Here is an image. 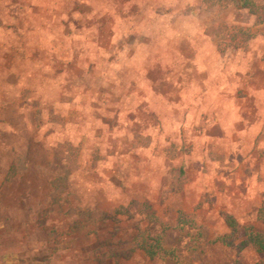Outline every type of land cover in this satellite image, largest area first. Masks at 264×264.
Wrapping results in <instances>:
<instances>
[{
    "label": "rangeland",
    "instance_id": "obj_1",
    "mask_svg": "<svg viewBox=\"0 0 264 264\" xmlns=\"http://www.w3.org/2000/svg\"><path fill=\"white\" fill-rule=\"evenodd\" d=\"M247 1L0 0V264H264Z\"/></svg>",
    "mask_w": 264,
    "mask_h": 264
},
{
    "label": "trees",
    "instance_id": "obj_2",
    "mask_svg": "<svg viewBox=\"0 0 264 264\" xmlns=\"http://www.w3.org/2000/svg\"><path fill=\"white\" fill-rule=\"evenodd\" d=\"M248 5H251L249 0L247 2H245V7L248 6ZM245 36L246 37H238L237 33H235L233 35V38H232L233 45H235L237 47H247L249 40H251V38L253 37V34H248V35H245ZM68 145H69V147L71 146V144H68ZM174 155L175 154H173V153H169L168 154V156L171 157V158H174L175 157ZM170 174H171V181H170L169 187L167 188L168 189L167 191L168 192L178 193L184 187V183H185V168L182 167V166L173 167L170 170ZM60 180H62L61 182L66 181V179H64L63 176H61L60 178L56 179V181H60ZM59 185H60V183L59 184L57 183V186H55L54 188L55 189L58 188ZM55 202H57V200ZM257 219H258V221L264 223V205L258 209ZM228 221L231 223V225L235 224L234 220H232L230 218H228ZM245 242L255 246L259 252H263L264 251V232L255 231V230H251L249 232H246ZM145 250H146V248H145ZM146 251L151 256L156 254V252L154 250L153 251L152 250H146ZM107 256H108L107 253H102L97 260L99 261L100 264H106Z\"/></svg>",
    "mask_w": 264,
    "mask_h": 264
}]
</instances>
